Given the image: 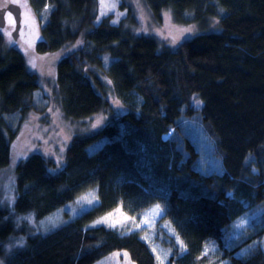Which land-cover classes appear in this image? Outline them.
<instances>
[{
  "label": "trees",
  "instance_id": "obj_1",
  "mask_svg": "<svg viewBox=\"0 0 264 264\" xmlns=\"http://www.w3.org/2000/svg\"><path fill=\"white\" fill-rule=\"evenodd\" d=\"M28 2L48 6L33 53L52 57L47 87L64 117L111 110L92 67L105 68L126 111L73 135L59 170L40 153L15 163L13 205L0 206L2 264H94L118 250L135 264H160L140 231L91 225L117 207L137 215L158 202L185 247H172L163 264H264V0H119L117 24L99 19V0ZM169 7L175 22L198 30L174 45L160 32ZM41 91L0 30V171ZM191 119L212 140L219 171L195 168L198 147L183 125ZM89 189L96 204L73 217L63 211L45 231L30 234L16 220H41Z\"/></svg>",
  "mask_w": 264,
  "mask_h": 264
},
{
  "label": "rangeland",
  "instance_id": "obj_2",
  "mask_svg": "<svg viewBox=\"0 0 264 264\" xmlns=\"http://www.w3.org/2000/svg\"><path fill=\"white\" fill-rule=\"evenodd\" d=\"M9 1L21 7L22 28L17 40H14L11 36L6 34L11 31L9 28L4 30L0 29L1 34L5 39L7 47L16 48L23 53L27 60V68L37 74L41 79L42 85V91L38 92L35 97L36 109L29 113L20 128L17 138L12 142L13 160L0 171V206L8 205L12 207L15 197V163L26 158L29 154L40 153L51 161V172L59 170L63 166L64 152L69 146L73 135H86L95 132V130L104 125L111 116L115 117L124 113L126 108L114 95L112 83L105 74V68L102 67L99 69L92 67L98 80L102 83L101 90H103L105 96H107L111 110L98 112L89 118L81 120L65 118L60 109L58 100L55 101L51 88L47 87V83L52 84L54 78L53 67L51 65L54 63L52 57L50 56L46 60L44 57L37 56L33 53L36 42L41 38L40 30L42 25L45 24L48 6L37 11L30 6L28 0ZM103 3L114 4L115 7H102V0H99V19L106 15H112V23L117 24L125 13L118 8L119 0H103ZM25 4L27 7L24 6ZM46 8L47 10L45 11ZM29 9L31 13L26 23V14ZM172 11L173 8L169 7L163 12V24L160 28L162 37L169 45H174L198 31L197 27L193 24L185 25L175 22L172 18ZM32 19L35 20L34 25L31 23ZM7 22L10 23L9 19ZM181 29L191 30L182 32L180 31ZM210 29H218L216 19L210 20ZM33 62L35 63V67H33ZM107 65L108 62L105 59L104 67H107ZM85 69L87 68H84V70ZM89 77L92 81H95L92 75H89ZM95 85L98 88L96 83ZM43 96H45V98ZM197 101L199 100L195 97L194 103L199 107L200 103H197ZM183 125L185 130L195 140L198 147L199 157L195 163V168L203 172L213 169L219 171V162L213 155V142L210 137L205 134L201 123L191 119L185 120ZM101 144L102 143H99L98 146ZM89 200L92 202L88 203ZM97 202L96 191L94 189H89L78 196L74 202L65 205L63 208L41 220L36 221L31 214L18 216L16 220L19 224L25 222L29 226L30 234L42 232L59 223L63 218V211L69 214L70 217H73L79 215L83 210L91 208ZM156 205L160 206L161 211L159 213H153L152 211ZM165 206L164 203L158 202L137 215H129L120 207H117L95 218L91 225L105 224L119 232H129L131 230L140 231L143 238L150 244L152 250L155 249L154 253L157 257H160L159 261L162 260L163 263H165L168 260L169 250H171L172 247L178 246L182 248L180 243L182 241L181 237L177 233L172 221L165 216ZM110 213L112 215L109 217ZM126 217L127 219H125ZM251 217L252 215L249 213L244 214L239 217L238 223L244 220V225H246ZM102 218L107 219L104 220V222L96 223L97 221H101ZM113 224L115 226H112ZM137 225H139V227H137ZM21 238L24 239V235L21 236ZM177 238H179V241ZM19 239L20 238H17V240ZM262 246L264 249V243ZM182 249H185L184 243ZM125 253H127L125 250L114 251L94 264H135L128 253L127 256L124 255ZM0 264H2L1 259Z\"/></svg>",
  "mask_w": 264,
  "mask_h": 264
},
{
  "label": "snow or ice",
  "instance_id": "obj_3",
  "mask_svg": "<svg viewBox=\"0 0 264 264\" xmlns=\"http://www.w3.org/2000/svg\"><path fill=\"white\" fill-rule=\"evenodd\" d=\"M24 6L27 7L26 4H25ZM102 7L109 8V7H115V5H114V4H104V3H103V0H102ZM46 10H47V8L45 9V11H46ZM30 13H31V10L29 9V10H28V13L26 14V21H25L26 23L28 22V19H29V17H30ZM9 22H10L11 24H13V26H15V21L13 20V18H12L11 15L9 16ZM31 23L34 25V24H35V20L32 19V20H31ZM190 30H191V29H181L180 31L183 32V31H190ZM6 34L9 35V36H11V33H10V32H7ZM33 67H35V63H34V62H33ZM197 103H200V102L197 101ZM91 202H92L91 200L88 201V203H91ZM152 211H153V213H159V212L161 211L160 206H159V205H156ZM111 215H112V214L110 213V214H109V217H110ZM106 219H107V218H102L101 221H97L96 223L104 222V220H106ZM125 219H127V217H126ZM244 224H245L244 220H241V221H239V223L236 225V227H237V228H243V227H244ZM112 226H115V225L113 224ZM137 227H139V225H137ZM177 239H178V241H179V238H177ZM180 243H181V247L183 248V242L181 241ZM153 251H155V249H153ZM207 251H208V248L206 247V248H205V254H207ZM124 255L127 256V253H125ZM157 259L159 260L160 257L158 256ZM160 264H163V261H162V260L160 261Z\"/></svg>",
  "mask_w": 264,
  "mask_h": 264
},
{
  "label": "water",
  "instance_id": "obj_4",
  "mask_svg": "<svg viewBox=\"0 0 264 264\" xmlns=\"http://www.w3.org/2000/svg\"><path fill=\"white\" fill-rule=\"evenodd\" d=\"M9 12L13 15L15 21V30L12 32V37L14 40L18 37V31L21 22V7L16 3H8L5 6H0V29L5 26V14Z\"/></svg>",
  "mask_w": 264,
  "mask_h": 264
},
{
  "label": "flooded vegetation",
  "instance_id": "obj_5",
  "mask_svg": "<svg viewBox=\"0 0 264 264\" xmlns=\"http://www.w3.org/2000/svg\"><path fill=\"white\" fill-rule=\"evenodd\" d=\"M8 1V2H7ZM2 0V3L0 4V6L2 7V6H5V5H7L8 3H13V2H11V1H9V0ZM12 16V18H13V20H14V17H13V15L11 14V13H9V12H6V14H5V20H6V23H5V26L3 27V28H1V30H4V29H11V31H10V33H11V37H12V32L15 30V26H13V24H11V23H8L7 22V20L9 19V16ZM21 19H22V16H21ZM21 28H22V20H21V22H20V28H19V31H18V36H19V34H20V30H21ZM13 38V37H12ZM17 39H18V37H17ZM16 39V40H17Z\"/></svg>",
  "mask_w": 264,
  "mask_h": 264
}]
</instances>
